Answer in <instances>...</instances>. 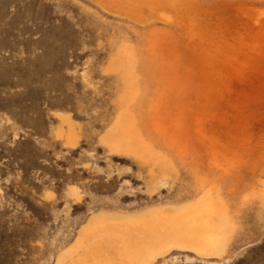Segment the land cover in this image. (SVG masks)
I'll use <instances>...</instances> for the list:
<instances>
[{
    "label": "rangeland",
    "instance_id": "1",
    "mask_svg": "<svg viewBox=\"0 0 264 264\" xmlns=\"http://www.w3.org/2000/svg\"><path fill=\"white\" fill-rule=\"evenodd\" d=\"M69 261L264 264V0H0V264Z\"/></svg>",
    "mask_w": 264,
    "mask_h": 264
},
{
    "label": "crops",
    "instance_id": "2",
    "mask_svg": "<svg viewBox=\"0 0 264 264\" xmlns=\"http://www.w3.org/2000/svg\"><path fill=\"white\" fill-rule=\"evenodd\" d=\"M203 223L204 222H202L200 224H203ZM191 224L192 223H189V228H190L189 234H194L196 237L195 238H192V237L189 238V249L194 250L196 253H198L199 255H202V256L220 255L223 253L224 248L222 247V245L219 244L218 240H216V239L207 240L204 237L199 238L200 236L203 235L202 226L198 225L197 227H191L190 226ZM133 238L136 239L135 242H127L126 244H128L129 246H126V244H125L126 250H123V251H126V252H123V253H125V255L128 254L129 252H130L129 254H132L134 252H135V254H137L139 249L140 248L142 249V247L144 245V243L142 242V239H140V238L138 239V237H136L135 235L133 236ZM79 242H80V239H79ZM76 245L74 246L73 251L75 250ZM130 249H131V251H130ZM159 257L160 256H158L156 259H154L151 263H153ZM70 264H71V262H70Z\"/></svg>",
    "mask_w": 264,
    "mask_h": 264
},
{
    "label": "bare ground",
    "instance_id": "3",
    "mask_svg": "<svg viewBox=\"0 0 264 264\" xmlns=\"http://www.w3.org/2000/svg\"><path fill=\"white\" fill-rule=\"evenodd\" d=\"M260 22H261V21H260ZM260 22H259V23H260ZM256 23H257V22H256ZM162 239H163V238H162ZM164 239H165V238H164ZM165 241H166V240H165Z\"/></svg>",
    "mask_w": 264,
    "mask_h": 264
}]
</instances>
